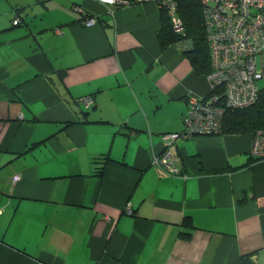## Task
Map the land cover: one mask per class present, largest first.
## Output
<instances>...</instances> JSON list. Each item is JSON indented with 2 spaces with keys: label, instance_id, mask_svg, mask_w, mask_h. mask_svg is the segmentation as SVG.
I'll use <instances>...</instances> for the list:
<instances>
[{
  "label": "crops",
  "instance_id": "0c3cea01",
  "mask_svg": "<svg viewBox=\"0 0 264 264\" xmlns=\"http://www.w3.org/2000/svg\"><path fill=\"white\" fill-rule=\"evenodd\" d=\"M159 27L154 3L0 0V264H264L252 133L172 143L183 177L153 164L210 90Z\"/></svg>",
  "mask_w": 264,
  "mask_h": 264
},
{
  "label": "built area",
  "instance_id": "2783aa9c",
  "mask_svg": "<svg viewBox=\"0 0 264 264\" xmlns=\"http://www.w3.org/2000/svg\"><path fill=\"white\" fill-rule=\"evenodd\" d=\"M96 1L109 13L135 4L156 3L165 7L172 28L176 32L183 30L176 15V0ZM202 5L210 68L205 76L210 90L203 97H187V109L181 118L182 131L164 133L161 136L163 150L153 159L156 168L174 177L184 175L169 146L196 135L220 134L224 106L233 109L250 106L257 98L259 81L264 78L262 70H257L255 65V56L264 51V0H202ZM73 10L81 11L78 7ZM13 23L17 24L18 19ZM85 24L93 25L94 19H86ZM76 103L87 107L91 100L84 97ZM249 154L253 158H264V130L253 136Z\"/></svg>",
  "mask_w": 264,
  "mask_h": 264
},
{
  "label": "trees",
  "instance_id": "16d2710c",
  "mask_svg": "<svg viewBox=\"0 0 264 264\" xmlns=\"http://www.w3.org/2000/svg\"><path fill=\"white\" fill-rule=\"evenodd\" d=\"M157 7L160 10V27L157 35L160 47L165 48L169 45H175L176 47L182 48L186 57L189 58L190 64L195 72L198 74H207L210 69L209 51L204 32L202 0H176V15L181 20L183 28L181 32H176L172 28L165 7L159 4ZM14 19H18V23L20 22L17 16H15ZM14 19L12 20V25H18V23H13ZM93 19L94 21L102 22L100 18ZM84 20H86L85 17ZM214 91H216V89L211 92ZM90 100L92 101L91 98ZM75 102H77V100ZM260 130H264V87L259 90L257 98L250 106L236 109L224 106L223 118L221 121L222 133H252L253 139L255 133ZM251 158L255 161L260 159ZM101 160L103 164L109 161L108 158H102ZM187 221L189 220L186 219L183 222V226L186 229H194L193 225ZM189 233L190 232H183L181 234L182 238L188 239Z\"/></svg>",
  "mask_w": 264,
  "mask_h": 264
},
{
  "label": "rangeland",
  "instance_id": "374dc122",
  "mask_svg": "<svg viewBox=\"0 0 264 264\" xmlns=\"http://www.w3.org/2000/svg\"><path fill=\"white\" fill-rule=\"evenodd\" d=\"M147 3H152V2H147ZM76 7H78L80 9V7L77 5L72 6L73 9ZM255 65H256L257 70H262V72L264 74V51L261 54H258L255 56ZM259 85H260V89L262 88V86H264V78L259 81ZM260 89H258V91L256 93V97L258 96V92ZM220 134H222V132ZM261 159L263 160L264 158H261Z\"/></svg>",
  "mask_w": 264,
  "mask_h": 264
}]
</instances>
